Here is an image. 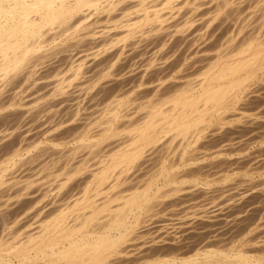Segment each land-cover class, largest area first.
<instances>
[{"label": "bare ground", "instance_id": "bare-ground-1", "mask_svg": "<svg viewBox=\"0 0 264 264\" xmlns=\"http://www.w3.org/2000/svg\"><path fill=\"white\" fill-rule=\"evenodd\" d=\"M220 37H226L229 41L224 39L219 45ZM223 47L232 49H229L230 55L225 56V59L218 55L216 63L203 72L199 82L192 78L196 82L187 79L190 83L185 80L187 82L180 84L182 81L176 80L177 83L170 87L169 78L161 80L158 79L159 75L154 81L150 78L149 85L144 86L150 74L156 71L157 75L159 71L162 73L180 54L186 53L184 61L189 60L190 64L194 62L192 67L198 68V65L212 61L211 58L207 61L201 58ZM223 53L229 54L225 51ZM198 54H201L199 59L196 57ZM137 60L142 65L135 70L133 63ZM201 67L199 69L205 68ZM184 68L181 66L178 76L185 74ZM127 72L138 76V80L133 83H137L139 89L149 90L150 87L155 100L151 99L144 106L141 101L146 96L144 94L143 98L139 97L137 105L142 103L145 108L138 110L132 101L129 107L134 106V112L129 110L132 114L127 113L130 117L122 114L124 108L121 113V110L118 111L120 108L117 110L113 107L116 104H111L116 110L108 113L106 123L100 126L102 129H99L101 131L97 135L99 137H95V142L88 143L85 136L80 140L83 144L88 143L84 149L89 153L81 154L82 150L79 152L75 149L69 157V151H65L63 145L71 139L65 141L64 136L70 130L74 134L76 131L79 133L88 125V120L84 119L85 114H94L85 115V118L102 114L94 102L100 99L102 92L121 81L123 76L126 79ZM162 75L163 78L167 76L164 72ZM255 81H258V88H264V0H0V216L7 218V215H12L16 224L19 222L24 226V230L21 228L24 235L21 232L23 237L18 240L12 237L10 241L1 237L0 264H264V255L247 254L250 247L246 253H228L215 246L217 241H213L215 244L211 239L209 241L210 236L204 241L200 239L199 243L197 240L194 245L185 244L174 236L161 238L157 235L161 238L159 240L144 238L149 232V224L158 220L163 213L169 210L177 212V207L181 211V208L190 207V203L200 197V201L208 199L217 181L230 184L226 187L239 195L236 202H232L238 203L239 199L244 208L247 206H244L247 203L245 201L252 200L251 195L264 197L263 180L259 183L258 178L255 183L252 178L240 174L244 170L249 176L257 175L264 169L263 163L254 159L257 163L252 164L253 161L248 163L243 160L244 157H238L239 161L242 159L250 165L245 167L242 160L245 165L236 159V162L222 163L220 160L223 157L218 156L226 149L232 152L230 148L223 150V147L241 144L236 141L237 144H234V137L230 138V134H236L241 127L247 128L248 124H264L262 112L255 111L257 106L255 110L250 106L258 90L251 88ZM119 94H116V99ZM127 100L121 101L120 105H126V102L134 99ZM87 101H93L94 104L88 107L90 105H86L89 103ZM100 104L98 108L101 109ZM97 112L99 114L95 115ZM106 113H103L104 116ZM124 119H127V123L122 122L121 125L119 121ZM96 125H93L94 128ZM70 134L72 136V132ZM225 134H229V138L225 139ZM257 135L262 143L264 134ZM223 137L229 141L228 146ZM238 139L242 141L240 137ZM217 140L225 143V146L221 144L222 151H218L220 145L216 143ZM214 142L218 145L217 152H221L216 155L213 154L216 151H210L211 156H214L213 161L208 162L209 152L205 150L209 151ZM104 143L106 151L115 149L108 152L109 156L104 155L108 159L101 162L100 167L90 169L88 158H94L95 151L99 147L100 150ZM61 146L63 149L60 151H65L63 153L58 149ZM243 148H236L240 149L236 151L243 153ZM53 150H57L59 155L62 153V158L65 153V159H69L67 162L62 159L67 171L63 170L65 180L61 181L62 177H59L60 181H55L57 185L51 187L54 181L51 182V177H42V172L48 164L51 165L48 167H53L52 162L57 161L58 154L53 157L52 154L56 152ZM101 155L100 158L104 157ZM155 157L160 158V165L149 172ZM100 158H94V161L98 162ZM56 166L53 168L56 169ZM61 166H57V169H62ZM53 168L50 174L57 170ZM47 169L49 175L50 168ZM144 171L148 175L153 172L150 176L144 173L147 180H143L145 175L141 176ZM42 179L51 180V184L48 182L50 187L43 186ZM82 186L83 195L76 201L75 192ZM92 190L100 201L98 204L91 202L95 201L94 195L93 200L89 197ZM214 192L211 197L217 194ZM232 194H229L227 202L234 197L235 194ZM254 200L256 202V198ZM227 202L223 204L228 207L230 202ZM213 203L211 208L215 205ZM254 203L252 205L256 206L257 202ZM80 206H84V209ZM201 206L198 208L201 209ZM203 207L204 210L207 208L206 205ZM13 218L11 223H14ZM2 221L0 223L4 224L6 220ZM145 222H150L149 227L141 226ZM4 230L0 229V233ZM174 233L178 235V232ZM167 234L170 235L169 232Z\"/></svg>", "mask_w": 264, "mask_h": 264}, {"label": "rangeland", "instance_id": "rangeland-1", "mask_svg": "<svg viewBox=\"0 0 264 264\" xmlns=\"http://www.w3.org/2000/svg\"><path fill=\"white\" fill-rule=\"evenodd\" d=\"M221 38V39H220ZM219 38V43H218V40H215L219 45L222 43V41L225 39V41L227 42V41H229L226 37L224 38V37H220ZM227 39V40H226ZM217 43H216V45H217ZM224 48V47H223ZM216 48L215 50H213V51H210L209 53H208V55H207V57H204V58H201V59H205L206 61L209 59L210 60V58H211V62L210 61H208V62H210V63H208L207 64V62L205 63V64H202L201 66H199L198 65V68H193L192 66H193V64H194V62L193 63H189V60L187 61H184V57H186V53H184V55L183 54H180V55H178L177 56V58L176 59H174L170 64H169V66H167V68H166V70H165V68H164V70H163V72H164V75H167V76H164V78H163V75L161 76V74H163V72L161 73L160 71V73L158 72V75H157V71L154 73V74H150L151 76H148V80H146L145 81V84H144V86L145 87H147L149 84H148V81H150L151 79V81H154V80H156V78L155 77H158L159 75H160V77H158V79L160 78H162L161 80H165V79H167V78H169V82L171 83V86L169 85V83H166V84H168V86H170V87H172L174 84H175V82L177 83V81L179 82V81H182V82H179L180 84L181 83H185V82H189L190 80L191 81H193V79L194 80H196V81H200V79H201V77L203 76V72H205L212 64H214V62L215 61H217L218 59V55H219V58H224L225 59V56H227V55H230V53L229 52H231L232 51V49H230V48ZM231 51H230V50ZM227 50V51H226ZM229 50V51H228ZM222 53H221V52ZM227 52V53H229V54H226L225 55V53H223V52ZM219 53H221V54H219ZM233 54V53H232ZM231 54V55H232ZM183 55V56H182ZM188 56L190 55V54H187ZM182 56V59L180 58ZM199 56L201 57V54H198V56H196L198 59H199ZM216 56V57H215ZM214 57H215V59H214ZM194 59L196 60V58L194 57ZM197 59V60H198ZM214 59V60H213ZM139 61L140 60H137L135 63H133V69H135V70H137V69H139L140 67H141V65H142V63H141V61H140V63H139ZM181 61H183L182 63H180ZM226 61V60H225ZM134 62V61H133ZM175 62V63H174ZM179 62V64H177ZM186 63H188V64H186ZM216 63V62H215ZM139 64V65H138ZM175 64V65H174ZM207 64V65H206ZM137 65H138V67H137ZM172 65V66H171ZM174 65V66H173ZM184 68L183 70V72H185V74H181V76H178V74L180 75V73L178 72V70L181 68V66ZM172 67V68H169V67ZM176 66V67H175ZM205 66V68H203ZM173 67L175 68V69H173ZM179 67V68H178ZM192 67V69H190ZM203 68V69H199V68ZM187 68V69H186ZM189 68V69H188ZM172 69V70H171ZM198 69V70H197ZM168 70V71H167ZM162 71V70H161ZM165 71H167V73H165ZM173 71V72H172ZM128 73V72H127ZM127 73L125 74V75H127ZM153 73V72H152ZM195 73V74H194ZM130 73H128V76H126V79L124 78L125 76H123V79H121V81H118V83H115L114 84V86H112L111 88H108L106 91H104V92H102L101 93V95L99 96L100 97V99L98 98L94 103H95V107H96V105H97V109H98V112L99 113H102L100 116L99 115H96V114H99L98 112L97 113H95V115H96V117H91V116H94V114H85V115H91L89 118H88V116H86V118H85V115H84V119H85V121H87L88 122V128H87V126L84 128L85 130H83V128H82V130L83 131H85V132H83L82 130V133H81V131L79 130V133L76 131L75 132V134L73 133V131H68L69 133H67V134H70L71 132H72V136H73V138H72V136H71V134L70 135H67L66 134V136H64L65 134H63L62 135V137L64 136V140L65 141H67V140H69V139H71V140H75L74 142L73 141H71V140H69L70 142H66L63 146H61L60 148H58L59 149V151H60V149L63 147L64 149H65V151H69L68 153L69 154H67V155H69V157H71V155H73V154H71V153H74V151H75V149H76V151L78 150H82V152H80L81 154H84L85 153V155H87V153H89V152H87L85 149H86V147H85V144H87L88 145V143H89V141L91 142V143H94L95 142V137H96V139L99 137V136H97L99 133H100V131L101 130H99V129H102L101 127L102 126H104L103 124L104 123H106V120H107V117H108V113H111L112 111H115L117 108L119 109H117L118 111H120L121 113L123 112L122 111V109L124 110V112H125V110L127 111V112H125L126 113V115H125V113L123 112L122 114H124V116H129V114L131 115L132 113H129V110H130V112L132 111V108L134 107L133 105V107H129V105H131L132 104V101L135 103L134 105L136 106L138 103H139V100L141 99V97L143 98L145 95V97L143 98V99H141V101H143L142 103L144 104V106H146V105H148V103H149V101L151 100V99H154V98H156V97H153L152 95H153V93L150 91V87H149V90L148 89H139L138 87H137V83H133V82H136V80H138V78H136V77H138V76H132L131 74L129 75ZM156 74V75H155ZM187 74H188V76H187ZM190 74H192V75H190ZM170 75V76H169ZM178 77H183L182 79L181 78H178ZM184 75V76H183ZM190 75V76H189ZM153 76V77H152ZM186 76V77H185ZM197 76H198V78H197ZM200 76V77H199ZM128 77V78H127ZM131 77H133L134 79H132ZM166 77V78H165ZM177 77V78H176ZM185 77V78H184ZM131 78V79H130ZM151 78V79H150ZM193 78V79H192ZM130 79V80H129ZM187 79H190V80H187ZM172 80V81H171ZM177 80V81H176ZM185 80H187V81H185ZM123 81V82H122ZM125 81V82H124ZM127 81V82H126ZM129 81V82H128ZM185 81V82H184ZM196 81H193V82H196ZM198 81V82H199ZM138 82V81H137ZM146 82H147V85H146ZM174 82V83H173ZM128 83V84H127ZM190 83V82H189ZM127 85V87H125L126 85ZM131 84H133L134 85V87L136 86V88H133L132 87V85ZM136 84V85H135ZM173 84V85H172ZM117 85V86H116ZM120 85V86H119ZM262 86V85H261ZM138 88V89H137ZM251 88L252 89H254V90H256L255 88H257L258 90V92L257 91H255V95H254V97H255V99H254V101L252 102V104L250 105L251 106V109H253V110H255V109H257V110H255L256 112H262V118H263V120H264V93L262 92V91H264V88H258V81H255V82H253L252 84H251ZM116 89V90H115ZM124 89V90H123ZM126 89V90H125ZM132 89V90H131ZM261 89V90H260ZM260 90V91H259ZM115 91V92H114ZM126 91V92H125ZM138 91H140L139 92V94L137 95V93H138ZM143 91V92H142ZM144 91H145V93H144ZM150 91V92H149ZM108 92V93H107ZM109 92L111 93L110 95H108L109 94ZM136 92V93H135ZM260 92H262L263 94H261ZM120 93V94H119ZM123 93H125V94H123ZM150 93H152V94H150ZM259 93V94H258ZM107 94V95H106ZM116 94H117V96H118V94H119V97H117V99H116ZM132 94V95H131ZM141 94H143V95H141ZM145 94V95H144ZM148 94H150L149 96H148ZM112 95V96H111ZM122 95V96H121ZM126 95V96H125ZM141 95V96H140ZM105 96V97H104ZM132 96V97H131ZM148 96V97H147ZM134 97V98H133ZM138 97V98H137ZM139 97H140V99H139ZM259 97V98H258ZM120 100H119V99ZM146 98L148 99L147 100V103L145 102L144 103V101H146ZM257 98V99H256ZM107 99H109V100H107ZM112 99V100H111ZM124 99V100H123ZM129 100L130 101V99H134V100H131L130 102H126V105H128V108H126V105H125V103H123L124 105H120L121 104V101H125V100ZM136 99V100H135ZM139 99V100H138ZM103 100H105V101H103ZM114 100V101H113ZM115 100H116V102H115ZM127 100V101H128ZM155 100V99H154ZM107 101V102H106ZM138 101V102H137ZM87 102H89V103H87L86 105L88 106V105H90V106H88V107H91L92 105L91 104H94L93 103V101H87ZM92 102V103H91ZM104 102V103H103ZM106 102V103H105ZM137 102V103H136ZM256 102V103H255ZM100 104L101 105V109L100 108H98L99 106H98V104ZM116 104V106H114L113 105V107H115L114 109L112 108V105L111 104ZM117 103H118V106H117ZM130 103V104H129ZM142 103H140V105L142 104ZM103 104V105H102ZM255 104V105H254ZM262 104V105H261ZM106 105V106H105ZM109 105H111V108H110V106ZM140 105H137V107L138 108H136L135 107V109H143V108H145L143 105H141V107H140ZM125 106V107H124ZM256 106H257V108H256ZM102 107H104L103 108V111H102ZM109 107V108H108ZM143 107V108H142ZM253 107V108H252ZM260 107V108H259ZM126 108V109H125ZM131 108V109H130ZM100 109V110H99ZM109 109H111V110H109ZM113 109V110H112ZM134 109V108H133ZM137 110L135 111V113H137ZM252 110V111H253ZM101 111V112H100ZM140 111V110H139ZM105 112H107L106 113V117L104 116V114H105ZM132 112H134V111H132ZM254 112V111H253ZM91 113V112H90ZM104 113V114H103ZM127 113H129V114H127ZM134 113V114H135ZM98 116V117H97ZM130 117V116H129ZM88 118V119H87ZM92 118H94V120H92ZM91 119V120H90ZM128 119V118H127ZM127 119H124V121H119V123L122 125V122H124L123 124H125V122L127 123ZM91 122H90V121ZM103 120V121H102ZM122 120V119H121ZM84 121V122H85ZM87 122H85V123H87ZM98 122V123H97ZM102 122V123H101ZM264 122V121H263ZM119 123H118V125H119ZM95 124H97L96 125V127L97 126H101L100 128L99 127H97V129L99 130L98 132L96 131L97 129H96V127L94 128V126H95ZM261 124V125H260ZM94 125V126H93ZM260 125V126H259ZM259 125H255V126H253V124H252V126H251V124L249 125L248 124V127L246 128V126L244 127V129H243V127H241V129H239V131L236 133V134H228V135H224V137H225V139H227L226 137H228L229 138V136H230V138H232V137H234V138H232L233 140H234V144H237L236 142H238V143H241V144H237V145H235V146H233L232 144V139L230 140V144L232 145V147L231 146H228L229 145V141H227V140H225L224 139V137H223V139L226 141V143H227V145L226 146H228V147H223V150H225V148H230L231 150H232V152L231 151H228L227 149H226V151H228V152H226V151H223V152H221L222 150H221V144L223 143V141H222V143H221V140H223V139H221V140H217L216 141V143L218 144V145H220V146H218L215 142L214 143H212V146H211V149H209V151L208 150H205V152H209L208 154H209V157H208V162H212L213 161V154H216V155H218L220 152V155H218V156H222L223 157V159L220 157V159H222V160H220V162H222V163H224V162H226L227 161V163H232V162H236V160L237 161H239L238 160V157L239 158H245V159H243L244 161H246V162H250V161H253V162H251L252 164L253 163H257V162H259L260 164H264V141H262V143H261V139L260 138H258V136L259 135H257V134H264V128H261V126H262V123H259ZM251 126V127H250ZM258 126V127H257ZM249 127H250V129H249ZM252 127H254L255 129H257V130H254V128L252 129ZM262 127H264V124H263V126ZM93 128V129H92ZM92 129V130H91ZM247 129V130H246ZM91 130V131H90ZM95 130V131H94ZM254 130V131H253ZM260 130V131H259ZM90 131V132H89ZM93 131H94V133L95 134H93ZM242 131H244V132H242ZM255 131H258V132H255ZM88 132V135H90L91 136V138H90V136H88L86 133ZM247 132V133H246ZM252 132H254V133H252ZM260 132V133H259ZM77 133H78V135H77ZM93 135H92V134ZM255 134V133H257V134H255L254 136L252 135H250V134ZM75 135H77L78 137H79V139L75 136ZM81 135V136H80ZM96 135V136H95ZM232 135H234V136H232ZM235 135L237 136V137H235ZM241 135H243V136H241ZM244 135H246V136H244ZM70 136V137H69ZM75 136V137H74ZM83 136H85V137H87L88 138V143H82L80 140H81V138H83ZM249 136H251V137H249ZM240 137V139H242V141H238L239 138ZM254 137L257 139V140H255L254 139ZM68 138V139H67ZM243 138H244V140H243ZM249 138V139H248ZM92 141H91V140ZM237 139V140H236ZM248 139V141H246ZM254 139V140H253ZM258 139H260V141L258 140ZM94 140V141H93ZM252 140V141H251ZM80 141V142H79ZM220 141V142H219ZM236 141V142H235ZM243 142V143H242ZM248 142H250L249 144H248ZM79 143V146L77 145ZM114 143V142H113ZM220 143V144H219ZM73 144V145H72ZM109 144V142H107V145ZM214 144H216V146L214 145ZM224 145L223 146H225V143H223ZM75 145L77 146L76 148H75ZM240 145H242L244 148H245V151L242 153V151H240V152H238V151H236V150H240V149H236V148H241L242 146H240ZM250 145V146H249ZM67 146V147H66ZM69 146V147H68ZM71 146H72V148H73V146H74V150H72V148H71ZM103 146V147H102ZM101 146V149L99 150V148L97 149V151H95L96 152V157L94 156V158H100V155L101 156H104V155H108L109 156V153L108 152H113V150L115 149V148H113L112 150L110 149V151H109V149H107L108 151H106V149H104V146H105V148H106V143H104L103 145ZM220 147V148H218V151H219V149L221 150L220 152H217V148L216 147ZM237 146H240V147H237ZM261 146V147H260ZM248 147V148H247ZM258 147V148H257ZM62 148V149H63ZM70 148V149H69ZM85 148V149H84ZM216 149V150H213V149ZM234 148H235V150H234ZM243 148V149H244ZM247 148V149H246ZM256 148H257V152H256ZM84 149V150H83ZM229 149V150H230ZM259 149H262V150H259ZM88 150V149H87ZM102 150V151H101ZM104 150L107 152H104ZM247 150V151H246ZM250 150V151H249ZM54 152H52V153H54V154H52V156L54 157V155L55 154H58L59 155V153H57V150H53ZM58 151V152H59ZM63 151L64 150H62V151H60V152H62L63 153ZM64 151V152H65ZM73 151V152H72ZM210 151H211V153H213V151L215 152V153H213L212 154V156H211V153H210ZM253 151V152H252ZM259 151V152H258ZM263 151V152H262ZM71 152V153H70ZM95 152H94V154H95ZM100 152H102V153H100ZM62 153H60V155H62ZM80 153H78V154H80ZM99 153V154H98ZM251 155V156H249V154ZM253 153V154H252ZM257 153V154H256ZM263 153V154H262ZM93 154V155H94ZM58 155H56L55 157L57 158V161L56 162H52V166L53 167H55L56 166V164H57V166H61V165H63V163H64V160H62L63 158L65 159V153H64V157L62 158L60 155L58 156ZM93 155H92V157H93ZM258 157H257V156ZM63 156V155H62ZM90 156V155H89ZM108 156H104V157H101L100 158V160H98V162H96V161H94V158H88V159H90V161L87 159V161H89V163L86 161V163H88V165H89V168L91 169V168H95L96 166V168H98V167H100V164H101V162H103L105 159L107 160L108 159ZM211 156V157H210ZM217 156V157H218ZM252 156H254V157H252ZM59 157H61V159H59L58 160V158ZM69 157L67 158V156H66V158L67 159H65L66 161L65 162H67V160L69 159ZM237 157V158H236ZM247 157H249L248 159L249 160H247L246 158ZM255 157H257V158H255ZM231 158V159H230ZM252 160H251V159ZM92 159V160H91ZM229 159V160H228ZM236 159V160H235ZM254 159L257 161H254ZM52 160H55L54 158L52 159ZM158 160H160V158L159 157H155L154 159H153V161H152V164H151V167H150V171L149 172H151V171H154V167L156 166V168L158 167V165H160L159 164V162H161V161H159L158 162ZM178 160V159H177ZM235 160V161H234ZM241 160L242 159H240V163H242L241 165H243L244 163L243 162H241ZM63 161V163L62 164H59L58 165V163H61ZM100 161V162H99ZM229 161V162H228ZM262 161V162H261ZM93 162H94V164H93ZM96 162V163H95ZM158 162V163H157ZM54 163H56V164H54ZM92 163V164H91ZM98 163V164H97ZM246 164V166L245 167H250V165L249 164ZM250 163V164H251ZM51 164V163H50ZM244 164V165H245ZM55 165V166H54ZM92 165H94V166H92ZM154 165V166H153ZM248 165V166H247ZM48 166H51V165H49L48 164ZM45 167L44 168V170L45 171H43L42 172V177H44L45 179H48V178H50L51 177V182L53 183V181H54V183L53 184H51V182L50 181H48V180H45V179H42V181H43V186H47V187H50V186H48V185H50L51 184V187H52V185H54L55 184V181H56V183H58L60 180H59V177H62V178H64V179H62V178H60L61 179V181L62 180H65V178H66V174L63 172V170L65 171V163H64V167H62V169H60V168H58V169H60V171L57 169V166H56V169L55 168H53V167ZM47 168H50L49 169V175H48V169ZM54 169V170H56V171H58V172H56V171H54V173L52 172V174H50V172H51V169ZM64 168V169H63ZM47 169V170H46ZM69 171V170H68ZM60 173L61 172V174H56V173ZM62 172L64 173V176L62 175ZM65 172H67V171H65ZM148 172V173H149ZM249 172H251V171H249ZM43 173H47V175L46 174H43ZM144 173H146V175H148L147 174V172H143V174H141V176L143 177V175H145ZM153 173V172H152ZM151 173V174H152ZM56 174V175H55ZM150 173H149V175L148 176H150L151 175ZM240 174H241V176H244V177H249V178H252L251 180L252 181H254L255 183H256V181L258 180V178H260L259 180H258V182L260 181V182H262L261 180H263L264 181V179H261V178H264V169L263 170H261V173H259V174H257V175H254V176H249L248 174H247V172L246 171H241L240 172ZM46 177H45V176ZM145 175V177L143 178V180L144 179H148L147 178V176ZM54 176H57V177H54ZM84 177H86L85 175H83ZM54 179H53V178ZM83 177V178H84ZM56 178L58 179V180H56ZM88 178H90L89 176H88ZM45 181H47V182H45ZM50 184H49V183ZM259 182V183H260ZM44 183H47V184H44ZM224 183V184H223ZM222 184V185H221ZM228 183H225V182H222V181H217V183L216 184H214V186H213V191H215L217 194H215V192H214V194L215 195H217L216 197H215V200H214V196H212L211 197V194H213V191L211 192V194L210 195H208L207 196V198L208 199H203V200H201L202 201V203H201V201H200V199H201V197L198 199L197 198V200L195 201V200H193L191 203H190V207H189V205H188V207H186L185 209H182L181 208V211H182V213H181V211L179 210V208L177 207V212H175V211H173L175 214L173 215V212L172 211H167V212H165V214L163 213L159 218H158V220H156L155 222H145V223H142L141 224V226H143L144 228H145V226H148V224L149 225H151L150 226V228H148L147 229V231H149L150 232V234H149V232H147V234L149 235H145L144 236V238L145 239H148V240H152V238L154 239V238H156V240H159V239H161L162 237H165V238H170V237H173L174 236V238H179V240H181L182 242H184L185 244H193L194 245V243L195 242H197V240H198V242L197 243H199V242H201V240L200 239H202V241H204V240H207L209 237H207V236H210V238L208 239L209 241H210V239H211V241L213 242V241H217L218 243H216L215 244V242H213L214 244H215V246H219L220 247V250H223V251H226V252H228V253H234V254H237L236 252H247V250H248V248H249V250L251 249V251H249L248 250V252H247V254H254V253H257L258 255H264V241H263V238H264V227H262V226H264V209H263V206H264V204H262L261 202L262 201H264V200H261L262 198H264V197H261V196H257V194H253V195H251V199L252 200H249V201H245V203L247 202H249V203H251V204H244V206L245 205H247V206H250V205H252L254 202H255V198H256V202H257V204H255L256 206L258 205V202H259V206H254V205H252L251 207H248L247 208V206L244 208V207H242L243 206V204L242 203H239V199H238V203H235L236 204V206H232V205H235L233 202H236V199L238 198V196L239 195H237L236 194V192H233L231 189H229V188H227L226 186H228V185H230V184H228ZM232 184V183H231ZM55 185H57V184H55ZM54 185V186H55ZM223 186H225V187H223ZM47 187H45V188H47ZM217 187V188H216ZM223 187V188H222ZM82 188V189H81ZM220 188V190H218ZM224 190V191H221L222 189ZM225 188V189H224ZM216 189L218 190V192L216 191ZM229 190L231 191V193L229 192ZM77 192H75L76 193V196L74 195V197H76L75 199H76V201H77V199H79V198H81V196L83 195V192H84V189H83V186L82 187H80L79 188V190L77 189L76 190ZM80 192V193H79ZM94 192V190H92L91 192H90V194L91 193H93ZM223 192V193H222ZM224 192H226V193H224ZM227 192H228V194H227ZM220 193H221V196L223 197V196H225L226 197V194H227V197H229V194H232V196L234 195V197L233 198H231V200H229V202H230V205L232 206H230V208H229V206L227 207V205H225V204H223V203H225V202H227L228 201V199H230V197L229 198H222L221 196H220ZM89 194V197L91 198V200H93L92 199V196L93 197H95V194L93 193L92 195H90ZM219 194V195H218ZM223 194V195H222ZM225 194V195H224ZM237 195V196H236ZM212 198V200H214L213 202H215V205H214V207H210V205L211 204H214L213 202L211 203L210 201H212L211 199H210V197ZM218 196H220V198L223 200V199H225L224 201H222ZM235 196H236V198H235ZM255 196V197H254ZM257 196V197H256ZM74 197H73V199H74ZM203 197H206V196H203ZM202 197V198H203ZM222 201H218L219 199ZM260 198V199H259ZM72 199V200H73ZM218 199V200H217ZM205 200H206V202H205ZM227 200V201H226ZM235 200V201H234ZM258 200V201H257ZM75 200H73V202H74ZM97 201V202H96ZM200 201V202H199ZM216 201H218V202H216ZM233 201V202H232ZM73 202H71V203H73ZM92 202V204H98L100 201L97 199V197H95V201L93 200V201H91ZM197 202V203H196ZM229 202H227V204H229ZM70 203V204H71ZM209 204V206H208V204ZM211 203V204H210ZM232 203V204H231ZM244 203V202H243ZM264 203V202H263ZM240 206V207H238V205ZM261 204V205H260ZM193 205V206H192ZM197 205V206H196ZM198 205H203V206H205L206 205V207L207 208H205V210H204V207L203 206H201V209L200 208H198V207H200V206H198ZM263 205V206H262ZM211 206H213V205H211ZM219 206H221V207H219ZM80 207H82L81 209H84L83 207L84 206H80ZM80 207H78L77 209H80ZM218 207L220 208V209H218ZM259 207H260V209H259ZM191 208V209H190ZM197 208H198V210H197ZM227 210H225V209ZM243 209V210H241V209ZM249 209L248 211H247V209ZM253 208H255V210H251V209ZM80 209V210H81ZM199 209H200V211H199ZM203 209V210H202ZM207 209V210H206ZM213 209V210H212ZM231 209V210H230ZM236 209V210H235ZM257 209V210H256ZM190 210V211H189ZM193 210V211H192ZM195 210V211H194ZM229 210V211H228ZM242 211V214L240 213L241 211ZM259 210H261L260 212H258ZM82 211V210H81ZM80 211V212H81ZM178 211H180V212H178ZM197 211V212H196ZM202 211H207V212H203L202 213ZM226 211V212H225ZM240 211V212H239ZM247 211V212H246ZM257 211V212H256ZM170 212V213H169ZM187 212V213H186ZM198 212H199V214H198ZM211 212V213H210ZM223 212V213H222ZM229 212V213H228ZM248 213V214H246V213ZM13 213V215H15V213L14 212H12ZM11 213V214H12ZM167 213V214H166ZM170 215H169V214ZM172 213V214H171ZM197 213V214H196ZM220 215H218V214ZM228 213V214H227ZM244 213V214H243ZM256 213V214H255ZM187 214V215H186ZM213 214V215H212ZM216 214V215H215ZM241 214V215H240ZM260 214V215H259ZM191 215V216H190ZM225 215V216H224ZM240 215V217H238V216ZM244 215V216H243ZM190 216V217H189ZM207 216V217H206ZM214 216V217H213ZM251 216V217H250ZM263 216V217H262ZM2 216H0V218H1ZM4 217V216H3ZM2 217V218H3ZM10 217L11 218H13L14 216H12V215H10ZM8 215H7V218L6 217H4L3 219L4 220H8L7 222L5 221L4 222V224L3 223H0L1 224V226H2V228L0 227V229L2 230H4V228L6 229V230H4V231H1V233H0V239H1V237H3L4 239H6L7 238V240H10L11 241V238L12 237H14V238H12L13 240H16L17 238L18 239H20V237L22 238L23 237V235H24V233H23V230H24V226L22 227L21 226V224L19 223V222H17V224L15 223V220H14V218H13V222L14 223H11V218H10ZM72 217V216H71ZM162 217V218H161ZM189 217V218H188ZM195 217V218H194ZM232 217V218H231ZM253 217V218H252ZM261 217L263 218V220H261ZM6 218V219H5ZM8 218H10V219H8ZM163 220H161V219ZM166 218V221L164 220ZM184 218V219H183ZM192 218V219H191ZM213 218V219H212ZM227 218V219H226ZM237 218H239V219H237ZM243 218V219H242ZM3 219H0V222L3 220ZM71 219V218H70ZM69 219V220H70ZM159 219H160V221H159ZM174 219H176V220H174ZM199 219V220H198ZM202 219V220H201ZM216 219V220H215ZM230 219H231V221H230ZM3 220V221H4ZM10 220V221H9ZM168 220V221H167ZM198 220V221H197ZM220 220V221H219ZM229 220V221H228ZM237 220H239L238 222H236ZM245 220V221H244ZM249 220V221H248ZM251 220V221H250ZM257 220V221H256ZM261 220V221H260ZM2 221V222H3ZM195 221V222H194ZM200 221V222H199ZM203 221V222H202ZM206 221V222H205ZM214 221V222H213ZM241 221V222H240ZM256 223H255V222ZM10 222V223H9ZM169 222H171V223H169ZM175 222V223H174ZM178 222V223H177ZM185 222H186V225H185ZM209 222V223H208ZM212 222V223H211ZM223 222V223H222ZM231 222V223H230ZM253 222V223H252ZM262 223V226H261V223ZM18 223H19V225H18ZM156 223V224H155ZM160 223V224H159ZM181 223V224H180ZM194 223V224H193ZM199 223V224H198ZM207 223H208V226H207ZM222 223V224H221ZM228 223H230V224H228ZM236 223V224H235ZM252 223V224H251ZM259 223H260V226H259ZM9 224H11V225H9ZM145 224V225H144ZM162 224V225H161ZM177 224V225H176ZM192 224V226H190ZM196 224V225H195ZM198 224V225H197ZM201 224V225H200ZM206 226H205V225ZM221 224V225H220ZM241 224V225H240ZM6 225V226H5ZM161 227H160V226ZM220 225V226H219ZM233 225V226H232ZM140 226V227H141ZM156 228H155V227ZM188 226V227H187ZM195 226V227H194ZM200 228H202V229H200ZM213 226H215V227H213ZM218 226V227H217ZM231 226V227H230ZM236 228H235V227ZM241 226V227H240ZM244 226V227H243ZM245 226H247L246 228H245ZM255 226H256V228H255ZM13 227V228H12ZM143 227H141V228H143ZM149 227V226H148ZM152 227H154V228H152ZM165 227V228H164ZM182 227V228H181ZM205 227V230L203 229ZM208 227V228H207ZM21 228L23 229V230H21ZM158 228V229H157ZM182 230H181V229ZM189 228V229H188ZM196 228V229H195ZM198 228V229H197ZM215 228V229H214ZM227 228V229H226ZM233 228V229H232ZM246 230H245V229ZM258 228V229H257ZM260 228H261V230H260ZM14 229V230H13ZM17 229V230H16ZM177 231H176V230ZM186 229V230H185ZM217 229V230H216ZM172 230H173V233L174 232H178L177 234L178 235H176V233H174V235H173V233H170V232H172ZM197 230V231H196ZM201 230V231H200ZM253 230V231H252ZM9 231V232H8ZM15 232V233H13V232ZM154 231V232H153ZM179 231H182V232H179ZM192 231V232H191ZM209 231V232H208ZM215 231V232H214ZM233 231H235V232H233ZM239 231H240V233H239ZM242 231V232H241ZM12 232V233H11ZM21 232H22V234H21ZM152 232V233H151ZM160 232H163V233H160ZM169 232V234L170 235H168L167 233ZM202 234H201V233ZM204 232V233H203ZM210 232H212V235L210 234ZM214 232V233H213ZM218 234H217V233ZM220 232H222V233H220ZM227 232V233H226ZM233 232V233H232ZM244 232V233H243ZM246 232V233H245ZM10 233H11V236H10ZM20 233V234H19ZM188 233V234H187ZM193 233H194V235H193ZM199 233H200V235H199ZM227 235H226V234ZM232 233V234H231ZM238 233V234H237ZM262 233H263V235H262ZM13 234V235H12ZM145 234V233H144ZM168 235V236H165V235ZM234 234V235H233ZM240 234V235H239ZM243 236H242V235ZM7 235V236H6ZM14 235H16V238H15V236ZM22 235V236H21ZM157 235H159V236H157ZM164 235V236H163ZM172 235V236H171ZM184 235V236H183ZM192 235V236H191ZM214 235V236H213ZM217 235H219V237L217 236ZM221 235H223V236H221ZM239 235V236H238ZM249 235H251V236H249ZM196 236V237H195ZM199 236V237H198ZM212 236V237H211ZM230 236V237H229ZM241 236V237H240ZM255 236V237H254ZM257 236V237H256ZM148 237H150V238H148ZM159 237V238H158ZM181 237H182V239H181ZM184 237V238H183ZM193 237H194V239H195V241H194V239H193ZM203 237V238H202ZM204 237H206V239H204ZM237 237V238H236ZM259 237V238H258ZM10 238V239H9ZM143 238V239H144ZM197 238V239H196ZM17 239V240H18ZM144 239V240H145ZM173 239V238H172ZM187 239V240H186ZM189 239V240H188ZM213 239V240H212ZM217 239V240H216ZM218 239H220V240H218ZM224 241H223V240ZM225 239H227V240H225ZM232 239V240H231ZM238 239V240H237ZM185 240V241H184ZM193 240V241H192ZM187 241V242H186ZM222 243H221V242ZM229 241V242H228ZM233 241H235V242H233ZM251 241V242H250ZM227 242V243H226ZM232 242V243H231ZM243 242V243H242ZM256 242H258V243H256ZM197 243H195V244H197ZM220 243V244H219ZM224 243V244H223ZM242 243V244H241ZM229 244V245H228ZM239 244H240V246H239ZM223 245H225V247L223 246ZM253 245V246H252ZM260 245V246H259ZM246 246V247H245ZM258 246V247H257ZM219 247H218V249H219ZM224 247V248H223ZM229 247V248H228ZM253 247H255V248H253ZM245 248V249H244ZM233 249V250H232ZM252 249H253V252H252ZM261 250L262 251V253H259V252H261V251H259V250ZM244 250V251H243ZM254 250H255V252H254ZM257 250V251H256ZM256 255V254H255Z\"/></svg>", "mask_w": 264, "mask_h": 264}]
</instances>
